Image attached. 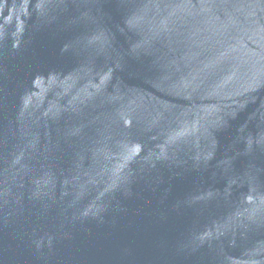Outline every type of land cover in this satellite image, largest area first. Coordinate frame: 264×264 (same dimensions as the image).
Segmentation results:
<instances>
[{
  "label": "water",
  "instance_id": "1",
  "mask_svg": "<svg viewBox=\"0 0 264 264\" xmlns=\"http://www.w3.org/2000/svg\"><path fill=\"white\" fill-rule=\"evenodd\" d=\"M0 264H264V0H0Z\"/></svg>",
  "mask_w": 264,
  "mask_h": 264
}]
</instances>
